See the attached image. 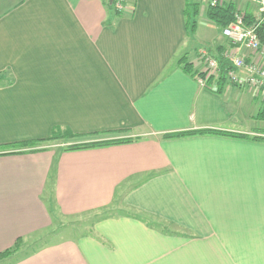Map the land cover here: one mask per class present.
<instances>
[{
	"label": "crops",
	"instance_id": "obj_1",
	"mask_svg": "<svg viewBox=\"0 0 264 264\" xmlns=\"http://www.w3.org/2000/svg\"><path fill=\"white\" fill-rule=\"evenodd\" d=\"M110 1L0 0V253L50 229L47 190L62 216H96L86 235L0 264H264L263 92L200 86L174 63L186 0H126L121 14ZM200 130L242 137H164ZM59 131L135 140L42 146ZM119 198L135 214L101 216Z\"/></svg>",
	"mask_w": 264,
	"mask_h": 264
},
{
	"label": "rangeland",
	"instance_id": "obj_2",
	"mask_svg": "<svg viewBox=\"0 0 264 264\" xmlns=\"http://www.w3.org/2000/svg\"><path fill=\"white\" fill-rule=\"evenodd\" d=\"M204 1V0H203ZM211 0H205V7L203 6V4H201V6H203V8L201 9V7L199 8V12L197 13V15L192 18L190 17L188 20V37H187V42L186 45L188 47L187 52H185L184 55L186 57V61L189 62L190 58H191V54H192V49L193 46L195 45H201L203 48L200 49H206L208 50L211 54H213L214 52L217 51V48L215 51L211 50L209 47H206L208 45H210L212 43L211 39L209 37H202V33H208L210 32L211 35L214 36H218L221 35V31L222 29L217 26V25H212L209 22H211L210 20H208L206 13H205V8L207 7H211L210 6V2ZM126 2V0H125ZM239 5L237 4V7L240 10H243V15H244V23L246 24V15H250L253 16V20H255V16L259 17V5L257 3V0H239L238 1ZM220 4L223 5V0H220ZM244 9L242 8L243 6H246ZM233 6V5H232ZM134 7V5H133ZM124 9L121 12H117L118 14L124 13V11L126 10V8L129 7H123ZM247 8V9H246ZM246 9V10H245ZM206 20V21H205ZM207 20L209 22H207ZM195 21L194 24H192V22ZM250 22V20H248ZM213 23V22H211ZM214 24V23H213ZM191 25L193 26L191 28ZM211 25V28L209 30V27ZM198 37V39H197ZM186 48V47H185ZM199 49V50H200ZM219 55L222 52H218ZM182 56V55H181ZM181 56H179L178 54H176L174 63L176 61L179 62V60L181 59ZM178 58H180L178 60ZM177 62V63H178ZM176 64V63H175ZM68 134H70L69 132L66 131H59L57 134H55L54 136H56L54 139H50L49 141H45L42 142V146L44 147H52L53 149L56 150H64L72 145H79V144H90V143H101V142H114L116 144V142H118L117 144H120L121 142L124 141H134V138H131V135H129L126 132H118V133H113L110 134L109 136H103L99 137V138H94L91 142L85 140L82 142L83 143H74V140L77 139L79 140L80 138L78 137V135H73V136H68ZM90 136V135H88ZM72 137V138H69ZM91 137H94L91 136ZM88 139H92V138H88ZM70 143H73L70 145ZM130 143V142H129ZM69 144V145H68ZM119 195V194H118ZM44 200L48 201V205L49 208L51 210V214H52V226L50 227V229L46 232H38L32 236H29L25 239H22L21 241V245L20 248L17 249L18 251L15 253H12V255H10L9 257L6 258H10L11 260H14L16 258H20L22 256H27L29 255V251L32 252V250H34V248H38L39 246H41L42 244H47V243H55V242H60V241H64L67 239H76L77 237L81 236V235H86L90 229L92 228V222L95 219V215L94 214H74V215H69V216H62L59 213V209L57 208V206H54V197H53V192H49L48 190L46 191V194L43 195ZM53 197V198H52ZM104 212H102L101 216L105 215V214H130L131 212L135 211L134 209H130L127 207V205H123L121 198H119V200H114L112 202V204H110V206L108 207V209H103ZM104 213V214H103ZM6 258H2L0 259V261L5 260Z\"/></svg>",
	"mask_w": 264,
	"mask_h": 264
},
{
	"label": "built area",
	"instance_id": "obj_3",
	"mask_svg": "<svg viewBox=\"0 0 264 264\" xmlns=\"http://www.w3.org/2000/svg\"><path fill=\"white\" fill-rule=\"evenodd\" d=\"M209 2L211 7L217 5V0ZM257 3L259 17L252 24L245 25L243 10L236 9L233 22L222 28L221 34L229 42L225 51L220 55L211 54L206 49L197 51L194 71L198 85L205 86L207 79L217 81L222 76L224 82L236 88L248 87L261 90L264 94V43L257 34L258 27L264 28V0H257ZM125 6V0H112V8L116 13ZM221 60L227 62L224 69Z\"/></svg>",
	"mask_w": 264,
	"mask_h": 264
},
{
	"label": "trees",
	"instance_id": "obj_4",
	"mask_svg": "<svg viewBox=\"0 0 264 264\" xmlns=\"http://www.w3.org/2000/svg\"><path fill=\"white\" fill-rule=\"evenodd\" d=\"M197 4L196 3H191L189 2V0H186V23L188 24V20L190 17L194 18L197 15ZM236 13V9L233 8L232 4H228V5H222V4H218L214 7H208L206 10V16L208 18V20H210L211 22H213L215 25L219 26L221 29L225 28L226 26H228L230 23L233 22L234 20V15ZM250 20V22L248 21ZM253 21V16H250L249 14L246 15V24H252ZM195 21L192 22V24H194ZM193 26L191 25V28ZM257 34L259 39L261 40L262 43H264V28L262 26L258 27L257 29ZM218 53V52H217ZM219 54V53H218ZM219 56V55H218ZM222 59V58H220ZM179 64H181L182 67V71L184 73H186L188 76L190 77H194L196 75V72L192 70L194 63L191 62H187L186 61V57H182L179 62ZM222 64V69H224L227 66V62L221 60L220 62ZM212 81V79H207L205 86H208L210 84V82ZM224 81V77L220 76L219 80L216 81L217 84H221ZM217 91H219L217 89ZM200 134H220V135H225L228 137H242L239 135H235V134H231V133H219L216 131H211V130H200V131H194V132H181V133H171V134H166L164 137L165 138H184V137H188V136H193V135H200ZM68 136H73L72 134H68ZM56 136H54V134L49 138V139H54ZM72 138V137H69ZM132 142L131 141H124L121 143H129ZM118 142H116L117 144ZM120 143V144H121ZM30 142H23L22 145L23 146H27L29 145ZM115 144L114 142H101V143H90V144H79V145H72L66 149H64L63 151H70V150H79V149H88V148H98V147H105V146H109V145H113ZM43 149H30L31 152L34 151H41ZM21 238L16 239L15 244L12 248L5 250L4 252L0 253V259L2 258H6L9 257L10 255H12V253H14L21 245Z\"/></svg>",
	"mask_w": 264,
	"mask_h": 264
},
{
	"label": "water",
	"instance_id": "obj_5",
	"mask_svg": "<svg viewBox=\"0 0 264 264\" xmlns=\"http://www.w3.org/2000/svg\"><path fill=\"white\" fill-rule=\"evenodd\" d=\"M110 2H112V0Z\"/></svg>",
	"mask_w": 264,
	"mask_h": 264
}]
</instances>
